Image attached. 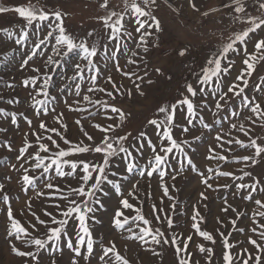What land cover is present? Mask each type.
Wrapping results in <instances>:
<instances>
[{"label": "snow or ice", "instance_id": "snow-or-ice-1", "mask_svg": "<svg viewBox=\"0 0 264 264\" xmlns=\"http://www.w3.org/2000/svg\"><path fill=\"white\" fill-rule=\"evenodd\" d=\"M122 2V11H115L109 8L110 0H102L99 7L104 9L106 14L96 18L102 25V33L97 34L95 30H90L82 37L67 31L64 25L66 14L61 11H46L31 2L27 5L0 7V14L13 12L24 22L18 33L4 30L7 39L14 38V45L20 47H14L11 52L5 51L0 58V64L7 68L15 60L14 71L30 69L33 74L23 78L20 85L27 91L33 115L50 116L54 122V125L50 126L46 120L41 119L38 127L33 130V120L24 112L17 113L0 108V117L8 118L6 122L12 126H17L18 117H22L29 126L31 136L35 138L30 141L28 134L25 133L23 145L18 149L15 157L19 165H11L12 169L18 172L16 183L26 192L43 181V188L49 191L41 190L36 192V195L55 198L51 199L49 205L54 210L44 211L46 219L33 212L35 222L29 221L28 226L25 227L15 217L10 196L5 190V183L0 182V203L5 206L8 224L6 235L9 238L11 251L18 257L27 258L24 264H45V259H48L50 264H57L55 254L59 253L62 256L65 248L73 254L70 264H92L93 257L98 259L99 264H129L128 259L121 255L113 240L109 239L105 243L102 238L98 240L92 231V225L100 222L96 213L105 210L103 197L114 191L118 197V207L114 209L111 225L116 232L121 234L127 232L129 235L126 238L141 242V246L168 245L174 249L177 264H192L194 254L189 251V241H192L193 236L188 235L181 239L175 231L169 236L167 230H161L159 226L153 227V224L166 225L167 229L178 227L173 216L168 215L166 209L153 204L150 210L152 218L149 219L140 207L130 202L138 199L141 179L150 180L158 176L162 197L172 202L169 204V209L174 212L178 205L174 202V197L170 194V186L165 179L166 175L171 173L166 172L165 169L174 170L175 175H171L174 181L176 176L183 174L187 167L190 172L200 176V182L205 186V190L227 189L228 183L214 185L212 181L214 177L230 178L236 190L232 195H239L241 200L255 206L250 217L251 227L247 229L251 233L247 236V243L252 246L251 249L243 248L240 253H233L231 250L236 245L228 241L224 232H219L223 240V264H236L237 260L240 264H264V181L245 170L250 165L254 166L257 158L264 157V142H258L253 138L244 123L232 120L233 117L243 116V119L250 121L251 124H256L257 121L264 122V98L246 94L249 86L246 77H251L256 64L264 61V36L255 41L253 52L247 51L251 34L264 32V0H253L254 4L258 5L255 14H249L248 0H228V3H225L224 8L228 10L233 21L241 25V30L222 34L219 48L209 54L198 72L192 71L195 86L193 83L185 82L184 90L179 93V97L170 104L160 106L157 109L158 118L148 120V124L154 127L155 141L145 132L133 137L131 132L121 134L117 131V129L122 130L126 114L115 101L117 96L131 97L132 92L124 84L118 83L109 70L118 73L122 78H127L137 93L144 95L141 84L149 75L145 57L149 47L156 46L151 44L149 37L162 31L161 22L155 15L157 0H122ZM188 3L194 10H198L193 0H188ZM175 10L173 8V11ZM211 11L215 12L217 9ZM202 15L208 16L209 13L204 12ZM30 35L35 39L28 48H25L29 43ZM241 46H244L245 67L241 68L236 81H242V84L234 82L227 87V91H224L221 87L222 76L227 75L234 66L230 54L237 52ZM178 55L182 58L186 57L189 51L187 48H182ZM38 56L44 59L35 62ZM122 59L125 61L123 64L120 62ZM225 61H227L226 66ZM142 64L145 66L143 74L140 73ZM61 66H67L71 74L60 73L58 69ZM130 66H134L132 70H129ZM154 71L158 75L163 74L160 68H155ZM54 73L59 75L61 81H71V83L63 86L57 84ZM8 74V72L4 73L5 76ZM102 78L110 87L101 84ZM168 79L171 77L169 76ZM147 83L151 84L153 81L148 79ZM5 86L15 87L7 81ZM253 91L264 93V78L261 83L254 85ZM61 94L64 95L63 101L60 99ZM198 96L201 100L196 103L195 98ZM209 98H212L213 105L211 121L203 113V110L209 109ZM237 99L240 102L238 108L228 111L231 103ZM13 102L14 99L6 101L7 104ZM15 102L19 103V101ZM61 103L64 105L63 108H60ZM65 109L77 114L74 123L79 126L82 136L90 143H85L83 139L73 143L67 139L64 134L67 130ZM239 109H246L249 114L245 116ZM177 113L182 118L181 123L176 121ZM99 116H103V122L97 121L96 118ZM85 120L89 122L94 133L100 134L98 141L94 134L84 128ZM222 120H227V130L224 127L215 129L214 125L220 124ZM177 129L180 130L179 137L176 136ZM205 129L215 132L213 143L208 147L205 159L215 161L217 167L209 165L206 171H202L195 163L193 153L189 152V149L194 147L193 141H199L201 136H191V139L188 137L194 131ZM232 129L243 133L244 138L233 135ZM6 131L5 127L0 126V132ZM208 135H212V132ZM130 139L132 143H129ZM59 141L63 142V147ZM34 146L35 151H32ZM3 147L9 152L16 151L8 141L4 142ZM236 148L248 150L251 154L229 157L228 154L235 153ZM83 153H88L90 158L80 159L79 154ZM117 158H119V167L113 168L112 165L117 162ZM230 159L236 165H242L239 168L242 174L236 175L230 167L226 169L219 167L220 162H227ZM173 160L176 161L175 164H172ZM65 177H73L77 186H68L65 190L55 182L56 178ZM125 181L130 185L126 195ZM146 195L150 194L146 193ZM200 198L207 199L205 192L200 193ZM162 203L163 199H161ZM223 204L222 212L230 211L236 214L237 219L240 218L238 209L227 199H224ZM125 210H133L135 214L127 215ZM202 219L197 206L193 205L191 229L203 237L204 241L214 245L216 243L214 236L199 227L197 221ZM217 222L220 223L219 219ZM230 223L235 225L236 221L231 220ZM40 227L45 229L42 234ZM16 241H19L22 247H17ZM196 248L209 259L213 255V248L205 247L203 243L197 244ZM145 250L153 251L150 247H145ZM45 252L49 253L47 258L44 256ZM153 254L159 255L155 251Z\"/></svg>", "mask_w": 264, "mask_h": 264}, {"label": "rangeland", "instance_id": "rangeland-1", "mask_svg": "<svg viewBox=\"0 0 264 264\" xmlns=\"http://www.w3.org/2000/svg\"><path fill=\"white\" fill-rule=\"evenodd\" d=\"M30 2L37 7L44 8L46 11H61L66 14L64 16V25L67 31L75 36L82 37L90 30H95L97 34L102 33V25L96 19L98 16L106 14L105 10L99 7V3L102 2V0H0V7L27 5ZM193 3L198 10H194L189 5L188 0H157L155 15L161 22L162 31L149 37L151 44H155L156 46H150L145 57L149 75L146 77L145 82L141 84L144 95H139L127 78H122L118 73L111 69L109 70L118 83L124 84L127 88L131 89L132 92L131 97L127 95L117 96L115 101L126 114V120L123 123L122 130L117 129L121 134L131 132L132 136L135 137L138 136L140 132H145L150 139L155 141L156 135L154 127L148 124V120L158 118L157 109L164 104L174 102L175 99L179 97V93L184 90L183 86L185 82L193 83L195 86V77L192 71L198 72L205 64L209 54L219 48V41L222 34H228L232 30H241V25L233 21L228 10L224 8L228 0H193ZM109 8L110 10L122 11V0H110ZM173 8L176 10L173 11ZM212 9H217V11L212 12ZM248 10L249 14H255L257 13L258 5L254 4L253 0H248ZM204 12H208L209 15H202ZM23 23V20L13 12L0 14V41H3V43H0V58L3 57L5 51L11 52L14 47H20L14 45V38L13 40L7 39L4 30L7 29L14 34L18 33ZM261 36H264V32L258 31L255 34H251V39L247 44V51L249 53L254 51L255 41ZM34 39L35 37L30 35L29 43L25 45V48H28ZM129 43L131 42L129 41ZM243 47L244 46H241L237 52L230 54V59L234 60V66L229 70L227 75L222 76L221 87L224 91H227V87L234 82L242 84V81H236V76L239 74L241 68L245 67V65H243V59L245 58ZM182 48H187L189 51V55L183 58L178 55L179 50ZM45 51H48V49H45ZM49 54L52 53L49 52ZM17 59H19V54H17ZM43 59V57L38 56L35 62H39ZM120 62L123 64L125 61L122 59ZM226 64L227 61L224 62L225 66ZM15 65V60H13L11 65L7 68H5L3 64H0V97H3V99H0V108H4L7 111H16L17 113L24 112L33 120V130L38 127V122L41 119L46 120L50 126L54 125L50 116L45 117L42 115L40 117H35L33 115V109L29 106L27 91L20 85V81L23 78L33 73H31L30 69L14 71ZM132 67L134 66H130L129 70H132ZM144 68L145 66L142 64L140 66L141 74H143ZM155 68H160L163 74L158 75L154 71ZM58 71L60 73L71 74V70L67 66L59 67ZM5 72L9 74L5 76ZM107 74L108 73H105V75ZM53 76L56 83L61 86L71 83V81H61L59 75L55 73ZM169 76L171 79H168ZM246 78L249 80L246 94L264 98V93H256L253 91L254 85L261 83L262 78H264V61L257 63L253 75ZM148 79H151L153 83L148 84ZM5 81L14 84L15 87H6ZM100 82L104 87H110L104 83L103 78ZM137 83L140 82L137 81ZM100 96H103V94H100ZM94 98L97 97L94 96ZM103 98L107 99V97ZM8 99H14V102L12 104H7L6 101ZM60 99L63 101V94H61ZM211 99L212 98H209V109L203 110V113L209 121L213 120L211 116V108L213 107ZM195 100L196 103H199L201 97L198 96ZM15 101H19V103ZM239 103L238 99L233 101L228 111L238 108ZM63 107L64 105L61 103L60 108ZM239 110L243 112L245 116L249 114L246 109ZM76 118L77 114L68 112L65 109L67 130L64 134L67 139L73 143L79 142L82 139L85 143H90L82 136L79 126L74 123ZM96 119L98 122H103L104 120L103 116H99ZM7 120L8 118L0 117V126L7 129L6 132H0V178H5L0 179V182L5 183V190L10 196V204L14 210L15 217L27 227L29 221L35 222L32 216L33 212L42 219H46V217H44V211L54 210L49 205L51 199L55 198L36 195V192L41 190L44 192L49 191L43 188V181L34 189L26 192L22 191L21 186L16 183L18 172L16 169H12L11 165H19L15 157L18 154V149L23 145L25 133L28 134V139L30 141H33L35 138L31 136L29 126L22 117H18L19 123L17 126L10 125V123L6 122ZM232 120L233 122L244 123L245 128L250 130V135L253 138L257 139L258 142H264V122L257 121L256 124H251L250 121L244 120L243 116L233 117ZM176 121L178 123L182 122L179 113H177ZM83 124L84 128L94 134L98 141L100 134L98 132H93L87 120L83 121ZM214 127L217 130L221 127L227 130V120H222L220 124H215ZM197 128L199 129L198 124ZM175 131L176 136L179 137L180 130L177 129ZM209 132H212V135H208ZM232 134L242 139L244 138L243 133H238L235 129H232ZM195 135H200L201 139L199 141H193L194 147L190 148L189 152L193 153V159L197 166L202 171H206V167L209 165L214 168L217 167L215 161H208L205 159L207 149L213 143L215 132L210 129L194 131L188 138L191 139V136ZM5 141H8L16 151L9 152L5 149L3 147ZM59 142L63 147V142ZM129 143H132L131 139ZM32 151H35V146ZM248 154H251L248 150L236 148L235 153H229L228 155L231 157L232 155ZM79 158L89 159L90 156L88 153H83L79 154ZM118 161L119 158H117V162L112 165L113 168L119 167ZM29 163H31V161H29ZM141 163H143V161ZM175 163L176 161L173 160L172 164ZM248 163L250 165V162ZM241 166L242 165H236L231 159L227 162H220L219 164L221 169L230 167L236 175L242 174L239 171ZM245 170L252 172L253 175L264 181V157L257 158V163L254 166L250 165L245 168ZM165 171L171 173V175H175L174 170L171 168L165 169ZM171 175H166L165 179L170 186V194L174 197V202L178 205L174 212L169 209V204L172 202L166 197H162V190L158 186V176H154L150 180L141 179V191L138 193V199L131 200L130 202L140 207L143 214L149 219L152 218L150 210L153 204L166 209L167 214L173 216L178 227L167 229L166 225L156 224H153V227L159 226L161 230H167L169 236L175 231L180 235L181 239L186 238L188 235H192L193 239L189 241V251L194 254L192 257V264H197V262L198 264H223V240L219 232H224L228 241L236 245V247L231 250L233 253H240L243 248H252V246L247 243V236L251 235L247 229L251 227L250 217L255 206L248 201L241 200L239 195H232L236 190L232 186L234 182H231L230 178L217 179L214 177L212 181L214 185L217 183H228L229 187L227 189L221 188L213 191L210 189L205 190V186L200 182V176L197 173L190 172L187 167L184 169L183 174L176 176L174 181ZM7 177H11V179H6ZM118 178L119 177H117V179ZM245 179L247 180V178ZM55 182L65 188V190L68 186H77L76 180L73 177L56 178ZM129 187V183L125 181V195ZM201 192H205L207 196L206 200H201ZM146 193L150 195H146ZM161 199H163L162 204ZM224 199H227L230 204L238 209L240 213L239 219L236 218V214L230 211L228 213L221 211V208L224 206ZM103 201L105 210L96 213V217L100 222L92 225V231L98 240L102 238L105 243H107L109 239L113 240L121 255L128 259L129 264H177L174 249L172 247L168 245L141 246V242L134 239H127L126 237L129 235L127 232L123 234L116 232L111 225V217L114 214V209L118 207V197L115 195L114 191H111L108 196L103 197ZM29 205H31V208H29ZM193 205L197 206L200 216L203 218L202 221H197L200 229L214 236L216 240L214 245L209 241H204L203 237H200L195 233V230L191 229ZM125 214L131 216L134 215L135 212L133 210H125ZM160 215L163 216L164 213H160ZM218 219L220 223L217 222ZM231 220L236 221L235 225L230 223ZM7 227L5 206L0 203V264H24L27 258L18 257L11 251L9 238H7L6 235ZM241 229L245 231L242 232L240 231ZM69 230L71 231V228ZM44 231L45 229L40 227V233L42 234ZM134 231H138V229H134ZM229 233H231V235H228ZM15 243L17 247H22L19 241ZM199 243H203L205 247L213 248V255L210 259L206 254L198 251L196 245ZM145 247H150L153 251L158 252L159 255H154L153 251H146ZM72 255L73 254L66 248L62 256L56 253L55 258L57 264H70ZM44 256L47 258L49 253L45 252ZM45 264H50V261L45 259ZM92 264H99L96 257L92 258ZM236 264H240L239 260L236 261Z\"/></svg>", "mask_w": 264, "mask_h": 264}]
</instances>
